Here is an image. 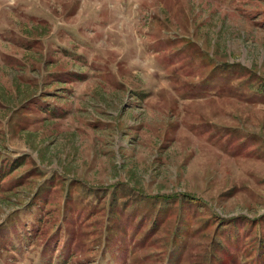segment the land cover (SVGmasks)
Segmentation results:
<instances>
[{
  "label": "rangeland",
  "instance_id": "1",
  "mask_svg": "<svg viewBox=\"0 0 264 264\" xmlns=\"http://www.w3.org/2000/svg\"><path fill=\"white\" fill-rule=\"evenodd\" d=\"M0 264H264V0H0Z\"/></svg>",
  "mask_w": 264,
  "mask_h": 264
}]
</instances>
